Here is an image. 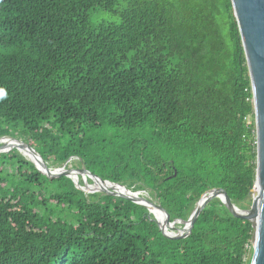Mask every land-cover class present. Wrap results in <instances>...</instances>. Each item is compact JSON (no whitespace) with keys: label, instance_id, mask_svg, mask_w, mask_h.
Returning a JSON list of instances; mask_svg holds the SVG:
<instances>
[{"label":"trees","instance_id":"trees-1","mask_svg":"<svg viewBox=\"0 0 264 264\" xmlns=\"http://www.w3.org/2000/svg\"><path fill=\"white\" fill-rule=\"evenodd\" d=\"M95 9L108 17L91 23ZM0 46V136L52 142L49 158L145 190L169 222L213 187L250 206L253 103L231 0H0ZM251 234L212 198L171 238L144 205L0 152V264H249Z\"/></svg>","mask_w":264,"mask_h":264},{"label":"water","instance_id":"water-1","mask_svg":"<svg viewBox=\"0 0 264 264\" xmlns=\"http://www.w3.org/2000/svg\"><path fill=\"white\" fill-rule=\"evenodd\" d=\"M231 4L246 58L253 103L256 174L254 184L249 190L251 196L249 207L241 208L237 206L221 188L213 187L205 190L200 195L187 219L169 222L164 217L160 204L151 201L148 195L142 194L141 191L131 190L123 184L92 175L84 168L75 170L66 168L65 165L50 168L34 148L19 139L1 135L0 139H8L10 144L0 142V152H7L15 148L24 156L21 149H28L33 154L34 159L31 160L24 157L34 165L37 171L48 177L65 175L72 180L76 187L85 193H111L144 205L148 213L152 214L161 232L171 238H180L188 235L193 222L203 207L212 198H218L233 215L250 221L252 227L250 238L252 251L249 264H264V0H231ZM10 140L14 142L11 143ZM77 173H88L91 181L88 182L85 177L82 183H79ZM175 223L181 224L180 227L175 229L173 226Z\"/></svg>","mask_w":264,"mask_h":264},{"label":"rangeland","instance_id":"rangeland-1","mask_svg":"<svg viewBox=\"0 0 264 264\" xmlns=\"http://www.w3.org/2000/svg\"><path fill=\"white\" fill-rule=\"evenodd\" d=\"M108 17V13H106V12H103V11H101V10H99V9H95V10H93L91 13H90V15H89V21L91 22V23H94L95 21H97V20H100V19H105V18H107ZM10 50V48L9 47H2V46H0V54H3V53H6V52H8ZM56 128H53V133H54V135H56ZM90 131V128H86V129H84L83 130V134H84V138L85 137H88V138H91L92 136H93V134L96 132V130H94V131H91V132H89ZM74 133V132H73ZM6 135H8V136H10V137H13V138H16V139H19V140H21V141H23L24 143H26V144H28L29 146H31L32 148H36L35 150H37V152H39V153H41L42 155H44V157L46 158L44 161H46V163H47V165L50 167V168H56V167H60V166H62V165H65V167L67 168H71V169H75V170H78V169H82V168H84L85 169V167H84V164H83V162H79V158L78 157H76V156H70V157H68V159L67 160H65V161H55V160H53L52 158H49V155L48 154H46L45 152H47V151H49V149L51 148V149H53V148H57V147H52L53 145V143L52 142H48L46 145H44V144H42V145H40V144H38V143H36V142H31L32 140H30V138H29V136L27 135V139H26V136L24 135V133H22V132H20V131H15V130H11L10 131V133H8V134H6ZM80 135H81V133H80ZM67 137H69V135L68 134H65L64 135V139H62L61 141H62V143H63V141L65 140V138H67ZM71 138V137H70ZM73 138L75 139V140H78V138H79V134L78 135H76L75 133H74V136H73ZM61 143V144H62ZM54 149V150H55ZM89 173H92V171L91 170H89L88 171ZM92 175H97V174H95V173H92ZM77 176H78V181H79V179H81V180H83V178H85L86 177V179H87V181L89 182V180H91V177H90V175L87 173V174H82V173H77ZM98 176V175H97ZM89 179V180H88ZM125 187L127 186L126 184L124 185ZM132 189V188H131ZM139 191H141V193L142 194H144V195H148L147 194V192L145 191V190H139ZM180 225L181 224H177V226L175 227V229H177L178 227H180ZM251 247H252V245H251ZM249 249V248H248ZM252 249V248H251ZM252 251V250H251ZM251 256V252H249L248 254H247V258L248 257H250Z\"/></svg>","mask_w":264,"mask_h":264},{"label":"bare ground","instance_id":"bare-ground-1","mask_svg":"<svg viewBox=\"0 0 264 264\" xmlns=\"http://www.w3.org/2000/svg\"><path fill=\"white\" fill-rule=\"evenodd\" d=\"M0 140H1L0 142H7V143H9V140L8 139H0ZM10 141H11V143L14 142L13 140H10ZM21 152L24 154L25 157H27V158H29L31 160L34 159V156H33V154H31L30 150H28V149H21Z\"/></svg>","mask_w":264,"mask_h":264},{"label":"clouds","instance_id":"clouds-1","mask_svg":"<svg viewBox=\"0 0 264 264\" xmlns=\"http://www.w3.org/2000/svg\"><path fill=\"white\" fill-rule=\"evenodd\" d=\"M4 95H6V94L3 92H0V98H3Z\"/></svg>","mask_w":264,"mask_h":264},{"label":"built area","instance_id":"built-area-1","mask_svg":"<svg viewBox=\"0 0 264 264\" xmlns=\"http://www.w3.org/2000/svg\"><path fill=\"white\" fill-rule=\"evenodd\" d=\"M246 121L249 123L250 118L249 117H245Z\"/></svg>","mask_w":264,"mask_h":264}]
</instances>
